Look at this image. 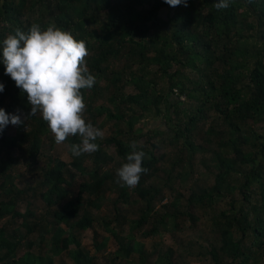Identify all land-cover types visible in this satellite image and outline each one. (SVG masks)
<instances>
[{
	"label": "trees",
	"instance_id": "1",
	"mask_svg": "<svg viewBox=\"0 0 264 264\" xmlns=\"http://www.w3.org/2000/svg\"><path fill=\"white\" fill-rule=\"evenodd\" d=\"M214 3L188 0L187 6L170 7L164 0H0V83L5 86L0 106L7 101L6 111L25 119L18 127L23 130L28 125L18 136L9 134L7 128L0 134V221L22 218L28 233L22 240L15 235L18 230L9 233L4 224L0 226V264H54V259L65 252H69L73 264H95L96 258L83 250L76 233L93 228L94 211L101 209L107 188H114L118 196L113 220L104 223L106 230L117 236V230L123 231L126 222L131 230L116 250L125 261L136 258L135 264H177L180 247L186 255L195 256L193 243L183 240L180 247H163L155 242L147 252L133 235L137 231L142 238L169 235L175 239L179 218L185 217L193 224L199 218L193 212L194 205L208 208L211 231L218 234L221 243L208 251L199 246L197 257L208 259L210 264H251L253 248L264 247V135L254 129L255 123L264 122V0H230V6L219 11ZM32 24L42 29L55 24L75 40L85 42L90 54L85 61L96 77L90 90H81L91 118L86 123L94 126L106 116L115 126L111 136L95 141L98 151L74 157L73 165H79L77 170L83 177L77 194L72 187L78 173L67 161L52 156L35 187L30 183L20 190L11 181L7 183L6 163L11 161L12 150L26 145L28 164L33 165L49 133L40 114L29 115L27 94L5 74L2 59L3 40L16 29L27 31ZM120 58L125 59V66L113 68L110 62ZM127 86L133 91H126ZM108 87L112 91L106 96L107 105L95 106ZM182 94L187 101L180 99ZM212 109L217 112V123L204 130L203 141L214 147V185L199 192L191 190L185 212L175 209L178 198L169 201V209L166 203L161 210L156 209L164 190L181 197L173 192L171 183L182 172L176 171L175 177L171 174L184 157L190 161L202 149L194 136ZM146 117H160L164 128L158 126L142 133L137 125ZM161 134L167 135L178 155L161 178L164 182L155 186L150 178L157 158L148 147L155 141L164 142L156 138ZM152 138L155 141L150 143ZM134 140L141 146L138 150L146 153L142 166L148 171L136 187H122L107 168L115 156L105 146L114 145L122 166ZM66 141L78 144L80 138L69 137ZM87 161L93 168L83 163ZM236 175L243 179L237 180ZM36 188L52 216L37 219L29 226V217L16 205L24 193ZM131 194L135 197L130 200ZM222 201L227 207L214 208ZM130 204H140V208L137 217L129 221L125 207ZM251 235L254 239L248 245ZM72 245L76 248L70 249ZM104 246L96 243V250ZM20 250L27 251L18 256Z\"/></svg>",
	"mask_w": 264,
	"mask_h": 264
},
{
	"label": "rangeland",
	"instance_id": "2",
	"mask_svg": "<svg viewBox=\"0 0 264 264\" xmlns=\"http://www.w3.org/2000/svg\"><path fill=\"white\" fill-rule=\"evenodd\" d=\"M90 55V54H89ZM88 55V56H89ZM110 65L113 68H122L125 66V59H119L116 61L110 62ZM86 66L89 69V66L86 63ZM138 67L137 65H134L133 68ZM194 75V72L193 74ZM103 87H105V83L102 82L101 84ZM112 91L110 87H108L107 91H104L103 95L97 98L95 101V106H100L102 104L107 105V98L106 96L109 95V93ZM126 91L131 92L132 87L127 86ZM184 102L187 101L185 99V95H181V98ZM192 102V100H191ZM8 107V102L5 101L0 108H3L6 113ZM13 114V113H8ZM39 114V113H38ZM217 117V112L215 109L209 111V118L206 120H203L200 122L196 134L194 136L195 142L198 144L200 148H202L200 151L196 152L193 156V158L189 161L184 157L183 161L180 164H177L175 166L174 172L171 174L174 176L176 171H181L182 175L180 177H175V181L171 183V188L173 192L176 191L175 194H181L180 196L171 195L165 192L164 190V198L162 199V202H156V209L161 210V205L163 203H166L165 206H168V209L171 207L169 206V201H173L174 199L178 198L179 201L175 202V209L181 210L182 212H185L187 210L186 198L191 192V190H194L195 192H199L201 188L213 186L215 183V162L213 160L212 156V150L214 147L212 145H208L203 141L204 136V130L209 127ZM83 118L85 121H90V115L87 110L83 113ZM25 122V119H24ZM215 124L217 122H214ZM19 126V125H18ZM18 126H14L12 124H9L7 128V132L12 135H19L22 131L28 129V125L25 124V128L21 130ZM139 128L143 130L142 133H146L148 129H154L158 128H164L163 121L160 119V117H146L143 120L139 122L137 125ZM94 127H98L101 129L104 133L103 139H97V141L104 140L106 137H109L112 135V131L115 128L113 125V120H109L106 116H101L98 119V122ZM122 128H125L126 126H121ZM254 129L257 131V133H260L264 135V122L261 123H255ZM156 138H160L162 140H165L164 142H158L153 140L152 138L150 140V143L152 141H155L156 143L154 146L148 147L151 149L153 155L157 158V161L155 163L154 167V174L150 178V182L153 184H157L155 186H159L164 182V180L161 181L162 177L166 176V173L169 170L171 161L176 160V157L178 153L175 154L176 148H174L171 144L167 141V135H157ZM70 142L65 141L62 145H57L54 141V135L49 131L48 136H45L43 138V146H42V152L38 153L36 155V163L31 165L28 164L29 158L26 153V145L23 146V148L15 147L12 150V158L11 161L9 160V163H6L9 165L7 175H9V180L7 183H11L20 190L26 189L30 183L33 187L36 186L37 181L40 178L41 170H43L48 165V159L49 156H52L53 158H60L65 161H67L70 164V167L73 171L78 173L77 180L75 184L72 187L73 192L76 194L78 193L79 184L81 181H83L82 175H80V172H78V166L79 165H73L74 157L71 155L70 152ZM105 149L112 155L115 156V161L112 162V164L107 167L112 170L115 177L116 176V170L121 167L119 163L122 161L121 158L116 155V148L114 145L105 146ZM3 160H6L5 157H3ZM85 165L89 166L90 169L93 168L89 161L83 162ZM237 180L243 179V176L236 175ZM163 189V188H162ZM167 191V190H166ZM40 189H32L26 193H24L19 201L17 202V210L23 214L24 216H28L27 219V225L33 226L37 219H40L42 217H47L51 219L52 213L51 210H49L45 203L42 202L41 198L39 197ZM118 192L114 188H107L106 193L102 200V207L99 210L94 211V217L95 221L93 224V228L89 229L85 232H77L76 235L78 236L79 240L82 243V248L85 252H87L90 256H94L95 264H135L136 258H131L130 262L125 261L121 256H117L116 250L119 248V241H121L124 236L130 232V227L128 222L125 223L123 231L117 230L118 234L117 236L114 235V232H109V230H106L105 228V221L113 220L115 212H114V200L117 199ZM259 196V195H258ZM135 195H130L131 198H134ZM173 199V200H172ZM222 203V204H221ZM218 207V205L214 208L217 209H224L226 206L225 201H222ZM189 205V204H188ZM189 207V206H188ZM128 210V213L125 215L126 219L130 221V219H135L137 217V212L140 208L139 205L130 204V206L125 207ZM208 208L204 207V209L199 208L197 206L193 205V212L196 214L197 217H199L194 224L191 221H188L184 218H179L180 222L178 226L179 232L175 234V239L170 238L169 235H161L156 236L152 238H142L140 236L139 232H133L136 240L143 244V248L145 250L150 251L151 246L155 244V242H158L159 244H163V247L166 246H173L174 244L178 245L179 247L182 245L183 240L189 244L193 243V251L197 252L195 256H188L185 254V252L180 248L177 249V254L175 257L177 264H210L211 262L208 259H199L197 257V254L201 252L199 251L198 247L203 246L204 249L207 251L209 250L210 246L219 247L220 246V239L218 234H214L210 228V221L208 218ZM128 215V217H127ZM264 218V215H263ZM183 219V221H181ZM2 224L0 223V226L4 224V226L7 227L9 233H13L14 230H18L19 232L16 233L17 238H24L28 235L24 230H26V226L23 225V219L22 218H10L6 217L3 219ZM111 226L115 229L117 228L116 224L112 221ZM262 227L264 228V222L262 223ZM119 228V227H118ZM36 231V230H34ZM22 238V240H23ZM254 237L251 235L250 238L247 240L248 245H251L252 240ZM96 243H105V246L102 250L97 251L96 250ZM75 245H72L70 249H75ZM263 249H257L253 248L254 253V259L251 260V264H264V247ZM27 250H20L18 252V256H22L25 254ZM205 257H209L210 255H206ZM73 260L71 256L69 255V252H65L63 255L58 256L54 259V264H73ZM149 264H155L153 261L149 262ZM157 264V263H156Z\"/></svg>",
	"mask_w": 264,
	"mask_h": 264
},
{
	"label": "clouds",
	"instance_id": "3",
	"mask_svg": "<svg viewBox=\"0 0 264 264\" xmlns=\"http://www.w3.org/2000/svg\"><path fill=\"white\" fill-rule=\"evenodd\" d=\"M164 2L177 7L187 6L188 0ZM229 6L230 0H215L214 3L218 11ZM88 55L84 41L75 40L71 33L55 24L46 29L32 24L27 31L16 29L3 40L5 74L27 94L31 105L29 115L40 114L57 145H62L69 137L79 136L80 143L70 145L73 157L95 153L99 150L95 141L104 137L101 129L83 118L86 107L81 90H90L96 83V77L86 66ZM4 87L0 83V93ZM23 122L19 114H8L0 108V134L9 124L18 126ZM140 147L137 141H132L127 162L116 170L117 182L122 187H136L141 175L148 171L142 166L146 153L138 150Z\"/></svg>",
	"mask_w": 264,
	"mask_h": 264
}]
</instances>
